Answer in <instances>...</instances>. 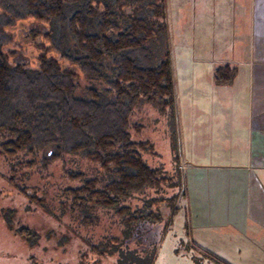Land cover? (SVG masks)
I'll return each instance as SVG.
<instances>
[{
	"label": "trees",
	"instance_id": "1",
	"mask_svg": "<svg viewBox=\"0 0 264 264\" xmlns=\"http://www.w3.org/2000/svg\"><path fill=\"white\" fill-rule=\"evenodd\" d=\"M167 8V0H0V152L28 155L20 163L43 170L65 155L89 162L88 175L64 168L80 182L62 189L60 206L88 227L108 219L107 232L79 238L112 264H154L186 190L178 154L170 171L152 166L153 143L132 136L144 126L133 119L142 105L176 110ZM22 22L32 66L15 60L21 43L13 29ZM234 74L219 66L214 81L229 83ZM15 171L8 181L41 204ZM159 221L160 239L147 238Z\"/></svg>",
	"mask_w": 264,
	"mask_h": 264
},
{
	"label": "crops",
	"instance_id": "2",
	"mask_svg": "<svg viewBox=\"0 0 264 264\" xmlns=\"http://www.w3.org/2000/svg\"><path fill=\"white\" fill-rule=\"evenodd\" d=\"M173 3L174 49L189 81L180 97L189 151L179 164L186 190L178 212L197 247L225 263L264 264V0ZM222 65L235 74L218 84Z\"/></svg>",
	"mask_w": 264,
	"mask_h": 264
},
{
	"label": "rangeland",
	"instance_id": "3",
	"mask_svg": "<svg viewBox=\"0 0 264 264\" xmlns=\"http://www.w3.org/2000/svg\"><path fill=\"white\" fill-rule=\"evenodd\" d=\"M173 1L167 0V20L171 37L176 110L174 114L159 113L150 105H142L135 111L133 119L144 126L139 133L132 134L135 139H147L153 143L155 154L146 156L147 162L152 166L161 164L167 171L171 170L177 156L182 160L189 151L187 143L181 140V116L185 109L182 105L185 100L180 98L184 95L189 81L185 79L183 67L179 66L178 50L174 49L180 27L178 18L171 16L174 13L171 10L177 12L179 8L178 3ZM27 28V23L22 22L13 29L21 43L20 46L15 45V60L32 66L31 55L34 49L25 43ZM176 61L178 66L174 65ZM191 69L204 71L203 67L196 65ZM176 153L178 155L174 156ZM29 158L31 157L28 155L18 154L11 157L0 152V264H112V260L90 250L86 242L79 238L81 234L80 237L91 240L94 237L93 231L97 236L103 231L107 232L108 219H101L99 223L88 227L78 223L73 212L60 206V200L63 199L62 189L80 182V179L67 177L64 168L78 167L88 175L91 164L86 160L75 162L72 156L65 155L49 163L46 170H43L38 164L28 167L20 163ZM11 168L16 170L20 183L27 186L30 192H36L41 204L30 201L8 181ZM161 225L162 221H159L149 226L146 237L160 239ZM22 227L27 228L30 234L22 235L19 232ZM185 230L182 211L177 212L160 240L154 264H217L195 247ZM110 231L118 232L113 227ZM225 261L238 264L229 258Z\"/></svg>",
	"mask_w": 264,
	"mask_h": 264
}]
</instances>
